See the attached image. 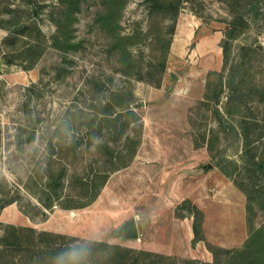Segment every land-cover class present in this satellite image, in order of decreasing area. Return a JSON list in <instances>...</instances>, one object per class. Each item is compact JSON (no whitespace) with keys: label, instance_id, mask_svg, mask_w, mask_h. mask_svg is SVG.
I'll return each mask as SVG.
<instances>
[{"label":"rangeland","instance_id":"rangeland-1","mask_svg":"<svg viewBox=\"0 0 264 264\" xmlns=\"http://www.w3.org/2000/svg\"><path fill=\"white\" fill-rule=\"evenodd\" d=\"M256 3L262 14L253 18L247 15L251 25L233 41L230 62L224 66L220 42L233 17L229 0H182L162 84L157 86L148 80L151 76L157 78L159 72H149L151 63L157 66L158 58L152 54L147 34L168 29L173 20L159 16L154 26L146 0H127L121 13V34L138 29L145 34L142 41L138 37L131 41L137 68L129 76L119 71L120 54L110 44L111 34L101 21H96L98 11L105 8L104 0H82L77 18L70 25L72 39L79 46L69 49L53 45L59 34L56 19L66 7L60 0H0V28L7 33L0 40V60L4 59L0 69V238L6 237L12 226L38 231L58 229V233L68 235L67 239L37 240L39 245L35 247L28 242L30 238L23 245L0 244L5 253L0 254V264H37L35 254L30 258L32 249L43 255L56 241L78 245L94 240L80 236V231L120 243L126 239L120 232L127 221L133 217L140 221L151 214V204L157 200L178 206L188 188L196 185H204L202 196L210 204L209 229L216 232L219 240L227 241L233 238L227 231L233 225L242 242L234 247L217 241L214 244L244 249L251 226L263 228L264 235V210L258 205L264 169L253 164V160L260 161L264 168V105L255 90L264 89V0ZM237 10L253 13L250 6ZM25 25L32 26L31 36L19 34L12 44L11 30ZM166 35L169 37V32ZM8 58L11 63L6 62ZM140 68L144 78L138 75ZM210 71L215 72L216 83L223 77L224 92L219 104L205 98ZM101 81L105 87L100 96L126 82L136 96L133 107L142 118L137 127L142 133L137 155L128 166L110 175L89 206L47 207L42 178L51 163L53 167L63 163L69 173L82 174L89 171L91 164L96 167L94 160L100 156L95 148L97 141L118 139L116 133L106 132V123L100 131L99 119L92 132L71 121V112L90 104V93ZM215 107L225 116V128L218 123ZM227 108L233 112L228 113ZM125 120L123 117L120 124ZM212 131L218 137L210 150L204 140ZM65 134L66 151L58 150L49 159V140L58 143L60 135ZM73 135L80 142L75 151L69 142ZM90 138L94 139L92 145L88 144ZM69 192L73 189L66 186L63 193ZM215 193L221 205L216 202L214 210L210 194ZM229 203L241 205L240 214L234 212L232 221L226 216L220 219L219 206L229 209ZM248 203L253 210H248ZM180 211L189 214L187 210ZM194 259L214 261L212 254L210 260ZM231 263L243 264L237 257H232Z\"/></svg>","mask_w":264,"mask_h":264},{"label":"trees","instance_id":"trees-1","mask_svg":"<svg viewBox=\"0 0 264 264\" xmlns=\"http://www.w3.org/2000/svg\"><path fill=\"white\" fill-rule=\"evenodd\" d=\"M66 5L65 9L61 11L59 17L56 19L59 34L53 39V45L60 49H69L78 47L79 43L72 39L71 23L73 19H76V12L80 8L82 0H60ZM259 0H229L233 17L228 21L224 30V37L221 39V46L223 49L224 66L230 62L232 54L233 41L239 37V35L251 25V19L258 17L261 13L260 7H258ZM149 5V14L152 20V24L155 26V20L161 16L165 19H172V24L168 29L162 31H151L147 34L150 38V49L152 54L158 58L157 66H153L151 63L150 73H153V69H156L159 73L158 77L151 76L148 78L150 82H154L157 86L162 84L163 73L166 70L167 59L171 47V36L176 30V20L181 10L182 0H146ZM234 2H236L234 4ZM127 0H104L105 8L98 11L96 21H101V26L111 34L112 38L110 44L113 50L119 52V71L122 75H131L137 67H135V60L133 59L132 52L130 50L131 41L136 37L140 41L145 38V34L138 29V32L132 34L123 35L119 32L120 18L122 10L124 9ZM250 6L253 13H244L237 10L238 7ZM250 15V18L247 16ZM153 25L152 28L153 29ZM0 26L2 24L0 23ZM32 26L25 25L15 30H11L10 38L13 39L12 44L16 43L17 36L19 34H27L31 36ZM27 32V33H26ZM40 32V31H39ZM166 32H169L170 36L167 37ZM157 51V52H156ZM7 59V58H6ZM7 63H11V59L8 58ZM152 67V69H151ZM138 75L144 78L142 69H138ZM214 71H210L208 75L207 91L205 98L207 102L214 100L219 104L221 96L224 92L223 77L220 76L219 81H214ZM246 81L243 82V84ZM105 87L104 82H99L92 89L90 96V104H85L81 107H77L74 112H71L72 120L75 123L81 124L86 131L92 132L94 125L99 119V129L102 132L104 130V124L106 123V131L109 134L116 133V138L121 139V143H116L118 139L109 137L97 141L95 148L99 151L98 159L94 160L96 167L90 165L89 171H85L82 174L75 172L69 173L65 164L61 163L60 166L53 167V164L48 167L47 175L42 180L44 183V205L47 207H53L55 204H59L62 208H83L92 204L99 196L101 190L107 183L110 175L128 166L135 158L138 152V148L142 142V133L138 132V121L142 122V118H138L134 103L136 96L132 88L128 85L116 87L110 89L108 95L100 96V91L103 92ZM260 102L264 105V89L255 87ZM118 108H120L118 110ZM94 110L96 113H91ZM228 113L233 112L227 108ZM235 110V109H234ZM215 113L217 116L220 127L225 128L227 122L225 116L219 107H215ZM126 120L120 124L122 118ZM129 128V129H128ZM105 129V130H106ZM56 133L55 135H57ZM91 135V133H88ZM88 135V136H89ZM92 136V135H91ZM218 137L215 131L205 136L206 144L210 150H213L215 144V138ZM67 135H60L59 142L53 143L49 140V149L51 155L49 159H52L58 150L61 152L66 151L68 146ZM88 144L92 145L94 139L90 138ZM51 141V142H50ZM73 145V150H77V145L80 144L77 137L73 135L69 141ZM116 143V144H113ZM253 164L260 170H263V164L260 161L253 160ZM226 172V171H225ZM227 173V172H226ZM230 174V173H228ZM66 186L73 189V192L64 194ZM251 194V193H248ZM55 196V197H52ZM250 198L251 195H249ZM258 205L264 210V187L259 192ZM15 201L11 199L10 202ZM253 205L248 203V210H253ZM187 210L189 214L193 215V229L195 237L193 242L198 240H204L208 249L213 254V262L200 261L194 258H184L177 255H168L160 252H155L146 249H138L129 246L122 245L120 243H111L105 240H91L78 245H69L67 243H51L48 245L47 250L42 255L41 251H35L32 249L33 254L37 257V264H232V257L239 258L243 264H264V235L263 228H254L251 226L250 236L247 240L246 248L244 249H230L217 244H214L207 240L203 232L204 211L197 206L191 199H184L177 206V215L183 217L185 214L180 210ZM180 211V212H179ZM12 229L8 232L7 236L0 238V244L11 245L12 242L16 244H24L26 238H30L28 242L33 246H38L37 240L51 237L54 241L56 238L67 239L68 235L61 234L54 231L41 230L38 231L34 228L12 226ZM29 230V231H28ZM27 231V233H26ZM44 241V239L42 240ZM52 241V242H53ZM71 244V243H70ZM80 250V255H69L70 250ZM0 254H5L0 250ZM226 260V261H225ZM225 261V262H224ZM35 264V263H34Z\"/></svg>","mask_w":264,"mask_h":264},{"label":"crops","instance_id":"crops-1","mask_svg":"<svg viewBox=\"0 0 264 264\" xmlns=\"http://www.w3.org/2000/svg\"><path fill=\"white\" fill-rule=\"evenodd\" d=\"M6 31L0 28V40L6 36ZM206 175V174H204ZM190 183H188V186ZM204 185H196L192 188H188L189 192L183 197V199L189 198L191 199L197 206H199L205 214L204 222H203V230L204 235L207 240L214 242H218L223 246H231L240 245V240L237 238V229H233V225L227 230L231 231V238L227 241L219 240L216 232L211 231L208 227L210 220V204L206 203L204 200V196L202 193L205 192L203 187ZM217 191H219L217 189ZM218 193V192H217ZM210 201L214 205V210L216 208V202L221 205V201H219L220 196L217 194H210ZM164 201V200H163ZM165 203H161V201L157 200L152 203V211L151 214L145 216L142 220L138 221L141 224L140 233L138 237H127L126 235L120 233L122 237L126 239L119 241L120 244L138 248V249H146L155 252H160L168 255H177L179 257H193V258H205L206 260H210V254L212 252L208 249L206 242L204 240H198L195 243L193 239L195 237L194 229H193V220L194 217L191 214H186L183 217H180L176 214L175 205H169V201H164ZM226 202V201H225ZM180 203V201L178 202ZM228 203V202H227ZM230 205L226 208L222 207L218 208V217L221 219L225 217L226 220H231L230 217L236 214H240L241 205L232 206L230 203L226 204ZM161 206V207H160ZM154 207V208H153ZM157 207H160L159 209ZM79 209V208H74ZM244 216L246 215V207L242 209ZM216 212V211H215ZM146 214V212L141 211L140 214ZM227 214L229 215V219L227 218ZM147 215V214H146ZM245 219V227H246V217ZM233 220V218H232ZM231 220V221H232ZM223 227H221L222 230ZM48 230V229H47ZM246 230V228H245ZM54 232H61V230L54 229ZM78 234V233H77ZM89 232H79V235L85 238H91L94 240H102L101 237L97 235L89 236ZM243 241L246 238V235H243ZM111 243L114 241L105 240ZM229 243V244H227ZM213 256V254H212Z\"/></svg>","mask_w":264,"mask_h":264},{"label":"water","instance_id":"water-1","mask_svg":"<svg viewBox=\"0 0 264 264\" xmlns=\"http://www.w3.org/2000/svg\"><path fill=\"white\" fill-rule=\"evenodd\" d=\"M4 59L1 58L0 60V69L3 66ZM141 228V224L137 221L135 217L131 220L127 221V223L122 227L121 232L122 234L126 235L127 237H138L139 231Z\"/></svg>","mask_w":264,"mask_h":264},{"label":"clouds","instance_id":"clouds-1","mask_svg":"<svg viewBox=\"0 0 264 264\" xmlns=\"http://www.w3.org/2000/svg\"><path fill=\"white\" fill-rule=\"evenodd\" d=\"M69 255L74 256V257L78 256L80 255V250L79 249L70 250Z\"/></svg>","mask_w":264,"mask_h":264}]
</instances>
